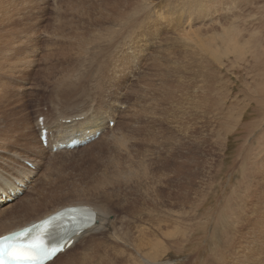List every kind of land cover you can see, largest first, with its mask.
Segmentation results:
<instances>
[{"label":"rangeland","instance_id":"obj_1","mask_svg":"<svg viewBox=\"0 0 264 264\" xmlns=\"http://www.w3.org/2000/svg\"><path fill=\"white\" fill-rule=\"evenodd\" d=\"M127 1H129V3ZM127 1H0V16L7 15L6 17H13V21L9 23H12V25H9V28L13 30L11 34L12 36L16 35L18 41H23L24 47L20 50L22 54H18V56H23V54L26 55V58L22 57L18 59L19 64L16 67L19 69L17 68L15 70L14 68L6 67L3 70L6 75L2 72L1 74L3 77L0 76V78H2L0 81L5 83L4 86L0 85V95L2 94L0 96V101L2 102H0V143H2L0 144V154L2 157L6 158L7 154H3L1 152L2 149H13L17 150L19 155L27 154L40 161L42 171L44 169L47 171L49 165L52 166V170L49 171L48 176L43 177L38 175L37 180L36 177H33L25 183L16 201H14L17 203L27 194L32 203V207L30 208L35 209V211H30L31 214L26 216L25 214L28 207H23L21 212L14 216L15 221H12L13 216L6 215L3 217L4 223L0 222V230H2L4 226L8 227V225H4L6 221H12L11 225H16L39 213L51 210L57 205L84 200L99 205L104 212L107 214L109 213L108 216L111 221V227H108V230L90 233L72 253L73 257V255H79L87 248H91V252L88 251V249L86 253L89 261L91 263L94 262L93 264H100V258L103 261H108L109 258L110 261H108L109 263L107 264H115L116 262V264H119V261H124L122 259L124 257L126 260L127 256H132L135 259L130 262L127 261L126 264H134L141 260L140 256L148 252L149 254L152 253L150 254L152 256L158 255L157 260L159 262L161 261V263L171 261L178 263L180 261L179 257L181 261L182 259H184V262L189 261L192 257L185 256L193 253V264H205L206 262L210 264L213 262H211V259L214 258L217 260L216 258L218 255L215 254V249H217V252L219 250H224L222 253L226 257L241 256L240 258H244L249 255L251 250L255 252L256 256H264V249L260 248L259 245L256 246L255 243H251L254 238L252 237L253 234L255 235V232L258 231L256 230L254 232L252 225L259 219V212L264 210V0ZM149 1L153 4L151 2L149 3ZM154 3L157 6L154 5ZM142 4L144 5L142 6ZM150 4L154 6L148 8ZM137 5L140 8H137ZM141 7L145 13H150L151 17L150 15L149 17L148 15H144L145 13L141 10ZM143 7H145V10ZM133 10L135 12L138 10L141 11L140 13L138 11L134 14ZM175 10L178 11L176 12ZM151 11H155L153 13L154 16ZM141 12H143L142 14L145 19L141 16ZM222 12L225 13L223 14ZM156 16L160 18L158 19ZM125 17H127L126 22L128 26L124 20ZM116 18H119L121 21L119 20V24H112V20ZM156 20H158V22ZM181 20H183V22ZM145 21L146 23H144ZM215 21H219L218 23L220 24ZM220 21L223 24H221ZM80 22H82V24ZM183 23L187 25L183 26ZM178 25L182 26L178 27ZM173 26L178 28L181 27V29L185 27V30L182 29L184 31L181 33V29L175 31L176 28ZM124 27L128 28V30L125 28V31ZM110 29L117 33L121 32L120 34H116H122V37L125 38L129 36L130 32L133 33H130L131 37L137 34L136 36L149 35V39L156 38V41H154L155 44L147 48L142 56L131 53L129 58L125 59L126 67L130 68L131 72L128 75H123V77H126L124 81L127 83L126 85H128L126 90L129 87L132 91H136L133 95H127V101L133 104L136 102L134 105L143 103L147 106L139 108V114L137 115L139 117L132 120V129L130 130H133V133L138 136L135 140H138L137 138L142 136V139H147V141L150 139V142H143L145 140H141L139 143H135L137 145L131 148L133 150H131L132 160L133 163L135 162L132 165L126 162L124 151L128 146L123 144H118L120 147L118 145H116L117 147L114 145H112L113 147L111 146V148H116L117 150L115 149L113 152L114 162L111 161L108 164L107 162L97 163L92 159L93 157L91 154L97 153L100 149L86 147L89 144L58 153L54 150L53 153H51L47 149V146H44L47 152H40L37 146L39 142L35 141L33 136L30 137L29 131L26 129L32 127L36 135L38 134V129L35 127L38 116H43L38 119L43 125L45 120L49 125L54 123L55 126L58 121L56 115V112L59 111L58 108L61 110L65 109L61 101L51 96L52 88L51 86L47 88L49 84L47 83L46 77L43 76L46 63H58V60L56 57L55 60L53 59L50 61H45V59L48 55L52 53L58 54L61 51L68 56L67 58L69 61L73 62L72 64L76 62V64L84 65L86 61L88 62V60L92 58H89L88 54L84 56L83 53V55L79 53L77 50L78 43H76L78 39L75 36H82L79 37V40L80 38L86 37L87 40L91 41V38L96 37V35L99 36L100 34L104 35L106 34L105 32ZM140 29L142 30L141 33ZM225 31L229 32L230 36L233 35V33L241 34L243 37L241 38L242 41L234 37L232 38L234 45L231 38H229L226 45L224 43L221 44L220 37L225 34ZM91 32H94L92 36ZM179 32L181 35L184 34L185 37L182 38L181 35L178 34ZM11 34L8 36H11ZM28 34H31L30 36H32L34 41L31 37H28ZM188 34L191 35L193 40L197 39L198 44L192 42V40H187L186 36L188 37ZM159 35H161V39ZM165 35L166 39L164 40ZM69 37L71 39H69ZM27 39H30L28 40L29 42H27ZM71 40L73 41L71 42ZM120 40L124 39L120 38ZM174 41H178L180 45L178 46V42L175 43ZM166 43H169L170 49H166L169 48ZM68 44L71 47L68 46ZM153 46L155 49H153ZM91 47H93V44L90 45V48ZM156 48L159 51H157ZM156 51L161 54L158 55ZM152 52L157 54L155 56L157 59H154L155 57ZM109 57L110 56L106 58L107 61L112 59H109ZM106 60L105 62H107ZM62 62L64 63V67L67 68L68 65L65 64V61L59 63ZM70 67H68L67 70H69ZM147 68L149 69L147 70ZM183 68H185L186 71ZM78 69L77 67L75 70H69L74 71L76 74V77L74 73L71 74L73 77L72 82L75 80V84L78 83L80 79L79 74L82 73V71H78ZM18 72H20V74ZM150 72L152 74H150ZM7 74H9V76ZM10 75L12 77H10ZM54 76L53 74L51 78ZM161 77L164 82H166L165 84L162 83ZM138 80L141 81V84L140 81L136 84ZM169 81L171 83H169ZM34 85L36 86L35 89ZM45 87L47 89H44ZM141 87L142 89L146 87L151 91L152 98L154 99L151 101L150 105V98L148 96H144L142 99L140 98L139 89H141ZM6 91H8V93ZM175 91L176 93L174 94ZM117 92L119 93L118 90ZM110 95L115 96L113 94ZM1 98H3V100ZM89 104H91V102L87 101L86 104L83 106L81 105L80 108H86ZM127 107L128 103L122 106L120 110L121 116L123 112L127 111ZM20 122L25 124H21ZM26 124L30 125L25 127ZM113 126L114 124L111 123L110 127L113 128ZM160 130L164 131L161 132ZM100 135L101 133H97L95 135L96 139ZM166 135L169 138L166 137ZM20 138L25 140H21ZM156 138L158 144L155 141ZM170 142L172 143L170 144ZM178 143L180 146L179 155L177 156L178 163H182L181 165L184 166V173L181 177L174 173L176 167L171 165L167 167L166 162H164L165 158L171 162L173 161L178 150ZM5 144H8V146ZM1 145L4 147H1ZM81 150L86 152L83 153ZM101 152L107 157L112 156V151L109 153V150L102 149ZM143 152H147L146 157H141ZM120 156L121 158H119ZM113 157L110 158L113 159ZM147 157H149L148 159L150 161L146 159ZM5 158L3 159L5 160ZM139 158L143 159L140 160ZM144 159L147 160L146 163L143 161ZM115 161L117 164L113 165ZM137 161L138 164L145 163L147 167L145 166L144 168L147 170L148 176L144 175L146 170L141 168L144 164L137 166ZM140 161H143V163ZM2 163H0V169L9 170L8 166H10V164L6 163L7 166H5V161ZM18 163L24 165L26 168L28 167L36 170V167H33L28 161L22 158H20ZM75 164L77 165L75 166ZM69 165L71 166L69 167ZM135 166L138 167V170L133 169ZM153 167L155 169H153ZM130 168L132 171L127 173ZM118 170H122L120 172H122L123 175L117 173ZM172 170H174L173 175L171 172ZM142 172L145 173L143 174ZM114 173L117 175L113 176L112 174ZM124 173L128 174V176H125L126 174ZM163 174L165 176H163ZM9 175L10 174L7 172L4 173V176ZM160 175L162 176V178H160V180L162 179L160 181L161 183H159ZM111 177L114 179H111ZM130 177L132 178L130 179ZM100 178L101 180H99ZM126 179L128 181L130 180V182ZM175 180L177 183H175ZM113 185H117V188ZM180 186L184 188L181 190L182 205L180 219H182L181 221L179 220L178 224H174V211L177 206L175 207L176 202L172 198V195L175 194L176 188ZM122 188L124 191H120ZM150 188L151 190L149 191L148 189ZM153 188L156 189L153 190ZM113 192L115 195L112 194ZM119 196H121V198ZM258 198L259 201L257 202L256 200H258ZM144 199L146 200V205L142 203ZM121 201L126 203L125 206L127 207L123 206ZM14 202H12L11 205ZM23 210H25V213L22 212ZM97 212L99 213L98 210ZM181 213H183L182 216ZM243 214L244 216L247 215L248 220L246 219L244 221ZM223 216L225 219L221 222L220 219L223 218ZM217 218L218 221H216ZM240 218L241 221L239 220ZM166 229L169 230L167 231ZM178 230H180V232ZM163 231L166 232L168 236H166L165 233L163 234ZM159 232H161V234ZM174 233H176L175 237L172 235ZM99 236L101 238H99ZM180 236L182 237L180 238ZM149 238L150 240H148ZM172 239H178L182 243V245L180 244L178 252L175 250H168L164 247V245L173 242ZM227 242H231V247L228 249H226L228 247ZM154 243H162L163 245L161 250L158 251V254L155 252L154 246L151 245ZM144 244L151 248H148ZM214 244L220 245L216 246ZM174 253H176L178 257ZM231 260L232 259L228 260L224 264H232L229 263ZM212 264L219 263L213 262Z\"/></svg>","mask_w":264,"mask_h":264},{"label":"bare ground","instance_id":"obj_2","mask_svg":"<svg viewBox=\"0 0 264 264\" xmlns=\"http://www.w3.org/2000/svg\"><path fill=\"white\" fill-rule=\"evenodd\" d=\"M1 1V0H0ZM127 1V0H126ZM132 1V0H131ZM143 1V0H142ZM147 1V0H146ZM152 1V0H151ZM149 1V3L151 2ZM170 1V0H169ZM174 1V0H173ZM186 1V0H184ZM107 2V1H105ZM125 2V0H124ZM129 3V1H127ZM135 2V0H134ZM145 2V0H144ZM152 2H156V1H152ZM151 2V3H152ZM171 2V1H170ZM178 2V1H177ZM183 2V1H182ZM226 2V1H225ZM158 3V2H157ZM138 4V3H137ZM145 4V3H144ZM142 4V6L144 5ZM153 4V3H152ZM150 4L148 8H151L152 6L156 5L154 3V5ZM159 4V3H158ZM182 4V3H181ZM207 4V3H206ZM8 5V4H7ZM122 5V4H121ZM147 5V4H146ZM187 5V4H186ZM227 5V4H226ZM138 6V5H137ZM136 6V7H137ZM148 6V5H147ZM151 6V7H150ZM157 6V5H156ZM159 6V5H158ZM176 6V5H175ZM8 7V6H7ZM12 7V6H11ZM108 7V6H106ZM224 7V6H222ZM227 7V6H226ZM2 8V7H1ZM118 8V7H117ZM137 8H140L139 6ZM144 10H145V7H143ZM169 8V7H168ZM171 8V7H170ZM209 8V7H208ZM232 8V7H231ZM237 8V7H236ZM11 9V8H10ZM107 9V8H106ZM134 9V8H133ZM136 9V8H135ZM173 9V8H172ZM171 9V10H172ZM141 10H142V7H141ZM141 10H138L139 13ZM228 10V9H227ZM230 10V9H229ZM137 11V12H138ZM143 11V10H142ZM150 11V10H149ZM148 11V12H149ZM157 11V10H156ZM173 11V10H172ZM176 11V10H175ZM178 11V10H177ZM176 11V12H177ZM134 14L137 13L133 10ZM145 13V11H143ZM141 12V14L143 13ZM152 12V15L154 16V12ZM180 12V11H179ZM209 12V11H208ZM172 13V12H171ZM183 13V12H182ZM223 13V12H222ZM225 13V12H224ZM223 13V14H224ZM6 14V13H5ZM141 14H138V15H141ZM163 14V12H162ZM174 14V13H173ZM137 15V16H138ZM144 15H150V13H145ZM161 15V14H160ZM171 15V14H170ZM178 15V14H177ZM181 15V14H179ZM207 15V14H206ZM7 16V15H6ZM6 16H0V76H2V72L3 70L6 68V67H9V68H14L15 70L18 68L16 67L19 62H18V59L22 58V57H25L26 55L23 54V56H18V54H22L20 52L21 48H23V41L17 39V36L16 35H13L12 36V32L13 30L10 29L9 25H12L9 24L11 21H13V17H6ZM143 16V14L141 15ZM165 16V14H164ZM2 17V18H1ZM136 17V16H135ZM140 17V16H139ZM151 17V15H150ZM157 17V16H156ZM155 17V19H156ZM163 17V16H161ZM213 17V16H212ZM224 17V16H223ZM121 18V17H120ZM126 18H124L125 22H126ZM134 18V17H133ZM143 18L145 19V17L143 16ZM158 18V17H157ZM160 18V17H159ZM158 18V19H159ZM171 18H172V15H171ZM174 18V17H173ZM177 18V17H176ZM175 18V19H176ZM180 18V17H179ZM183 18V17H182ZM90 19V18H89ZM122 19V18H121ZM137 19V18H136ZM139 19V18H138ZM148 19V18H147ZM153 19V18H152ZM167 19V18H166ZM165 19V20H166ZM181 19V18H180ZM224 19V18H223ZM94 20V19H93ZM119 18H116V19H113L112 20V24H116L119 22ZM123 20V19H122ZM133 20V19H131ZM162 20V19H161ZM178 20V19H177ZM220 20V19H219ZM69 21V20H68ZM89 21V20H88ZM121 21V20H120ZM135 21V20H133ZM138 21V20H137ZM140 21V19H139ZM142 21V19H141ZM150 21H151V18H150ZM153 21V20H152ZM155 21V20H154ZM158 22V20H156ZM160 21V20H159ZM173 21V20H172ZM171 21V22H172ZM183 22V20H181ZM65 22V21H64ZM87 22V21H85ZM132 22V21H131ZM180 22V20H179ZM216 22V21H215ZM219 22V21H218ZM216 22V23H218ZM221 22V21H220ZM237 22V21H236ZM82 24V22H80ZM92 23V21H91ZM123 23V22H122ZM130 23V22H129ZM136 23V22H135ZM143 23V21H142ZM146 23V21L144 22ZM148 23V22H147ZM151 23V22H150ZM154 23V22H153ZM181 23V22H180ZM255 23V22H254ZM8 24V25H7ZM67 24V23H66ZM72 24V23H70ZM119 24V23H118ZM127 26H128V23L126 22ZM125 24V25H126ZM134 24V23H133ZM140 24V22H139ZM170 24V23H169ZM168 24V25H169ZM173 24V23H172ZM178 24V23H177ZM220 24V23H218ZM221 24H223L221 22ZM230 24V23H229ZM77 25V24H76ZM131 25V24H130ZM141 25V24H140ZM149 25V24H148ZM151 25V24H150ZM176 25V23H175ZM185 24L183 23V26ZM187 25V24H186ZM185 25V26H186ZM227 25V24H226ZM225 25V26H226ZM13 26H14V23H13ZM12 26V27H13ZM67 26V25H66ZM126 26V27H127ZM147 26V25H146ZM156 26V25H155ZM171 26V25H170ZM179 26H182V25H178ZM215 26V25H214ZM222 26V25H220ZM230 26V25H229ZM15 27V26H14ZM123 27V26H122ZM124 27V29L126 28ZM132 27V26H131ZM130 27V28H131ZM142 27V26H141ZM166 27V26H165ZM174 27V26H173ZM178 27H174L176 28L175 31H178L181 29L178 28ZM190 27V26H189ZM234 27V26H233ZM63 28V27H62ZM69 28V27H68ZM75 28V27H74ZM129 28V29H130ZM169 28V27H168ZM185 28V27H184ZM182 28V29H184ZM187 28V27H186ZM232 28V27H231ZM65 29V28H64ZM70 29V28H69ZM108 29V28H107ZM116 29V28H115ZM121 29V28H120ZM128 30V28H126ZM125 29V31H126ZM138 29V28H136ZM146 29V28H145ZM150 29V27H149ZM172 29V28H171ZM178 29V30H177ZM181 29V33L182 30ZM221 29V27H220ZM235 29V28H234ZM74 30V29H73ZM77 30V29H76ZM92 30V29H91ZM123 30V29H122ZM174 30V29H172ZM222 30V29H221ZM236 30V29H235ZM96 31V30H95ZM94 31V32H95ZM121 31V30H120ZM135 31V30H133ZM132 31V32H133ZM137 31V30H136ZM141 29H140V33H141ZM239 31V29H238ZM94 32H91V36H92V33ZM97 32V31H96ZM101 32V30H100ZM119 32V31H118ZM146 32V31H145ZM161 32V31H160ZM167 32V31H165ZM171 32V31H170ZM193 32V31H192ZM225 31V34L223 36L220 37V41H221V44H227L229 38H231V41H232V38L234 37H237L239 40H241L242 35L241 34H234L233 35H229V32ZM234 32V31H233ZM102 33V32H101ZM106 34L100 36H97L96 37H93L91 38V41L90 40H87V38L83 37V38H80L79 40V37H82V36H77L76 33H75V37H77L78 41H76L77 44V50L79 51L80 54H88L89 55V58H92V59H89L88 62L86 61V65H82V64H76V62L74 64H72L73 62L69 61L68 60V56L65 54V53H62L60 51V53L58 54H55V53H52L50 55H48V57L45 59V61L47 60H55V57L56 59L58 60V63H54V62H50V63H46V68L44 69V72H43V76L46 77V80L48 81L47 84L49 88L51 86L52 90H51V96L52 97H55L57 98L59 101H61V103H63L64 105V108L63 110H61L60 108L59 111L56 112V115H57V118H58V121H57V124L54 126V123H52L51 125H49L45 120H44V130L47 131V149L53 153V150L54 148L56 149V153L58 152H61V151H68L69 149H62L60 148V145H68L69 143H71L72 141H74L75 139L76 140H79V141H85L86 144L83 145V146H86L88 148H98L100 149V151H98L97 153H94V154H91V157L95 162L97 163H104V162H107L110 163L111 161L114 160V157H113V152L115 151L116 148H111L112 145L116 146L118 144L120 145H125V146H128V148L124 151V157L126 159V162L130 165L134 164L133 163V157H132V154H131V148L134 147L135 143H139V141H143V142H150V139L147 141V139H142V136L140 138H137L138 140H135L136 137H138L135 133H133V130L131 131L130 129H132V120L133 119H137L139 116H137L139 114V108H143V107H147L146 104H139V105H134L132 102H128L127 101V95L128 94H131L133 95V93H136V91H132V89H130L128 87V89L126 90L127 86L126 85L127 83L124 81V79L126 78L125 76L123 77V75H128L130 74V68L126 67V58L128 59L129 58V55L132 53V54H139V55H143L146 51L147 48H150L154 43V41H156V38H152V39H149V35H140V36H132L130 35L129 33V36L127 38L125 37H122V34L121 35H117V34H120V33H117L113 30H107V32H105ZM117 33V34H116ZM125 34H127L126 32H124ZM123 33V34H124ZM168 33V32H167ZM166 33V34H167ZM173 33V32H172ZM9 34H11V36H8ZM133 34V33H131ZM144 34V33H143ZM164 34V33H163ZM176 34V33H175ZM179 35L180 32L178 33ZM29 35V34H28ZM31 35V34H30ZM28 36V37H31L32 36ZM80 35V34H79ZM128 35V34H127ZM126 35V36H127ZM162 35V34H161ZM161 35L160 36V39H161ZM189 35V34H188ZM241 35V36H240ZM158 36V37H159ZM170 36V35H169ZM168 36V37H169ZM27 37V38H28ZM74 37V35H73ZM74 37V38H75ZM177 37V36H176ZM182 38H184V34L181 35ZM120 38L124 39V40H120ZM164 38V37H163ZM162 38V40H163ZM170 38V37H169ZM33 39V38H32ZM69 39H71L69 37ZM93 39V40H92ZM166 39V35H165V38L164 40ZM186 39L187 40H192V42H195L196 44H198V40L195 39L193 40V38L191 37V35H189L188 37L186 36ZM28 40L30 39H27V42H29ZM120 40V41H118ZM34 41V39H33ZM32 41V42H33ZM73 40H71L72 42ZM173 41V40H172ZM171 41V42H172ZM219 41V42H220ZM229 41V42H231ZM236 41V40H235ZM238 41V40H237ZM242 41V40H241ZM75 42V41H74ZM175 42V41H174ZM178 42V41H177ZM175 42V43H177ZM187 42V41H186ZM233 42V41H232ZM231 42V43H232ZM157 43H158V40H157ZM160 43V42H159ZM236 43V42H235ZM33 44V43H32ZM73 44V43H72ZM93 44V47L90 48V45ZM148 44V45H147ZM165 44V43H164ZM167 44V43H166ZM169 44V43H168ZM167 44V45H168ZM238 44V43H237ZM236 44V45H237ZM26 45H30V44H26ZM179 42H178V46H179ZM182 45V44H181ZM232 45V44H231ZM233 45H234V42H233ZM68 46H70L68 44ZM169 46V45H168ZM172 46V45H171ZM174 46V45H173ZM177 46V45H176ZM240 46V45H239ZM71 47V46H70ZM234 47V46H233ZM75 48V47H74ZM95 48V49H94ZM164 48V47H163ZM176 48V47H175ZM182 48V47H180ZM55 49V48H54ZM72 49V48H71ZM153 49L154 46H153ZM166 49H170V46L169 48H166ZM235 49V48H234ZM243 49V48H242ZM56 50V49H55ZM157 50V48H156ZM174 50V49H173ZM172 50V51H173ZM249 50V49H248ZM28 51V50H27ZM74 51V50H72ZM159 51V50H157ZM156 51V53H158ZM163 51V50H162ZM239 51V50H238ZM39 52V51H38ZM32 53V52H31ZM36 53V52H35ZM153 54L155 52H152ZM77 54V53H76ZM82 54V55H83ZM161 54L160 52L158 53V55ZM168 54V53H167ZM152 55V54H151ZM157 54H154V57L156 56ZM109 57L112 58L110 59L109 61L106 60V58ZM162 56V55H161ZM171 56V55H170ZM83 57V56H81ZM158 57V56H157ZM26 58V57H25ZM143 58V57H142ZM147 58V57H146ZM152 59V57H151ZM154 59H157L156 57ZM105 60L107 62H105ZM147 60V59H146ZM61 61H65V64H67V68H69V70H75V68H79L78 71H82V73L79 74V81L78 83H74L75 80L72 82V73H74V71H69L67 70V68L64 67V63H59ZM153 61V60H152ZM157 61V60H156ZM154 62V61H153ZM162 62V61H160ZM159 63V61H158ZM27 64V63H26ZM72 64V65H71ZM146 64V63H145ZM45 65V64H44ZM168 65V64H166ZM132 66V65H131ZM172 66V65H171ZM26 67V66H25ZM144 67V66H143ZM235 67V66H234ZM81 68V69H80ZM178 68V67H177ZM19 69V68H18ZM27 69V68H25ZM143 69V68H142ZM149 68H147L148 70ZM185 69V68H183ZM77 70V69H76ZM144 70V69H143ZM57 71V72H56ZM62 71V72H60ZM186 71V69H185ZM11 72V71H10ZM41 72V74H42ZM77 72V71H75ZM184 72V71H183ZM7 73V72H6ZM20 74V72H18ZM144 73V72H143ZM4 74V72H3ZM55 75L54 77L51 78L52 75ZM75 74V73H74ZM146 74V73H145ZM150 74H152L150 72ZM6 75V74H4ZM9 76V74H7ZM13 75V74H12ZM16 75V74H14ZM142 75V74H141ZM78 76V75H77ZM143 76V75H142ZM145 76V75H144ZM10 77H12L10 75ZM19 77V76H17ZM75 77H76V74H75ZM154 77V76H153ZM15 78V77H14ZM13 78V79H14ZM51 78V80H50ZM146 78V76H145ZM162 79V83L165 84L166 82H164L163 78L161 77ZM0 80H2V78H0ZM12 80V78H11ZM16 80V79H15ZM13 81V80H12ZM11 81V82H12ZM26 81V80H25ZM140 80H138V82L136 84L139 83ZM148 81V80H147ZM158 81V80H157ZM145 82V81H144ZM9 83V82H8ZM147 83V82H146ZM161 83V84H162ZM169 83H171L169 81ZM11 84V83H10ZM33 84V83H32ZM35 84H36V81H35ZM38 84V83H37ZM124 84V85H122ZM140 84H141V81H140ZM143 84V83H142ZM0 85H5V83L1 82L0 81ZM12 85V84H11ZM25 85V84H23ZM130 85V84H129ZM134 85V84H133ZM153 85V84H152ZM156 85V84H155ZM29 86V85H28ZM139 86V85H137ZM142 86V85H141ZM170 86V85H169ZM9 87V85H8ZM11 87V86H10ZM38 87V85H37ZM132 87V86H131ZM140 87V86H139ZM144 87V85H143ZM160 87V86H159ZM178 87V86H177ZM31 88V87H30ZM36 88V86L34 85V89ZM46 87L44 89H47ZM150 88V87H149ZM176 88V87H175ZM1 89V88H0ZM8 89V88H7ZM18 89V88H17ZM20 89V88H19ZM33 89V87H32ZM40 89V88H39ZM137 89V88H136ZM157 89V88H156ZM38 90V89H37ZM117 90L119 91V93L117 92ZM141 90V91H140ZM158 90V89H157ZM156 90V91H157ZM177 90V89H176ZM29 91V90H28ZM36 91V90H35ZM114 93H113V92ZM138 91V89H137ZM155 91V92H156ZM172 91V90H171ZM8 93V91H6ZM22 92V91H21ZM47 92V91H46ZM128 92V93H127ZM1 93V92H0ZM3 93V92H2ZM12 93V92H11ZM10 93V95H11ZM113 94L115 96H111L110 94ZM153 93V92H152ZM163 93V92H162ZM176 93V91L174 92V94ZM139 94H140V98L142 99L144 96H148L150 98V101H149V105L151 103V101L154 99L152 98V94H151V91H149V89H147L145 87V89H139ZM155 94V93H154ZM165 94V93H164ZM2 95V94H1ZM0 95V96H1ZM9 95V94H8ZM178 95V94H177ZM23 96V95H22ZM136 96V95H135ZM159 96V95H158ZM16 97V96H15ZM20 97V96H19ZM24 97V96H23ZM39 97V96H37ZM36 97V98H37ZM51 98V97H50ZM3 100V98H1ZM38 99V98H37ZM131 99V98H130ZM129 99V100H130ZM43 100V99H42ZM176 100V99H175ZM20 101V100H19ZM87 101H90L91 104H89L88 107L86 108H80V106L82 105H85ZM142 101V100H141ZM171 101V100H170ZM180 101V100H179ZM1 102V101H0ZM18 102V101H17ZM57 102V100H56ZM2 103V102H1ZM21 103V102H20ZM38 103V101H37ZM125 103H128V107H127V111L123 112L122 116H121V109H122V106L125 104ZM174 103V102H173ZM5 108V107H4ZM17 108V107H16ZM15 109V108H14ZM20 110V109H19ZM161 110V109H160ZM6 111V110H5ZM12 111V110H11ZM164 112V111H163ZM21 113V112H20ZM6 115V114H5ZM10 115V114H9ZM16 115V114H14ZM13 115V116H14ZM8 116V114H7ZM42 118L43 116H38L37 119H36V124H35V127H37L36 129H38V134L36 135V133L34 132L33 128L32 127H28V130L29 131V135L30 137L33 136L34 140L39 142V144L37 145L38 146V149L40 152L42 153H46V148H44V144L42 143V141L40 140V137H41V128H40V124L41 122L38 121L39 118ZM4 118V117H3ZM9 118V117H8ZM11 118V117H10ZM22 118V117H21ZM6 119V118H5ZM1 120V119H0ZM9 120V119H8ZM21 120V119H19ZM23 120V118H22ZM21 124H25V123H22L20 122ZM31 123V122H30ZM113 123L114 126L113 128L110 127V124ZM27 125H30V124H26L25 127H27ZM23 128V127H22ZM58 128V130H57ZM35 129V130H36ZM61 129V130H60ZM136 130V129H135ZM161 131V130H160ZM164 130H162L161 132H163ZM7 132V131H6ZM11 132V131H10ZM160 132V133H161ZM97 133H101V135L96 139V134ZM137 133H138V130H137ZM147 133V132H146ZM156 133V132H155ZM9 134V133H8ZM12 134V133H11ZM139 134V133H138ZM162 134V133H161ZM160 134V135H161ZM19 135V134H18ZM146 135V134H145ZM12 136V135H11ZM149 136V135H148ZM146 136V137H148ZM20 137V136H19ZM145 137V138H146ZM166 137H168L166 135ZM12 138V137H11ZM144 138V137H143ZM162 138V137H161ZM169 138V137H168ZM21 139V138H20ZM8 140H11V139H8ZM21 140H25V139H21ZM177 140V139H176ZM16 141V140H15ZM29 141V140H28ZM155 141L157 142V138L155 139ZM154 141V143H155ZM13 142V141H12ZM19 142V141H18ZM153 142V141H152ZM161 142V141H160ZM26 143V142H25ZM168 143V142H167ZM172 142H170L171 144ZM2 144V143H0ZM9 144V143H8ZM8 144H5L8 146ZM158 144V142H157ZM4 145V144H3ZM1 145V147L3 146ZM166 145V143H165ZM14 146V145H13ZM119 146V145H118ZM146 146V145H145ZM167 146V145H166ZM164 146V147H166ZM173 146V145H172ZM4 147V146H3ZM10 147V146H9ZM15 147V146H14ZM113 147V146H112ZM117 147V146H116ZM120 147V146H119ZM178 147V150L173 158V161H169V160H166V158L164 159V162H166L167 164V167H169V165L171 166H174L176 167L175 168V171L172 170V175H173V171L174 173L177 175V176H182L183 173H184V166H182L181 164L182 163H178V155H179V143L177 145ZM29 148V146H28ZM123 148V147H122ZM138 148V147H137ZM143 148V147H142ZM146 148V147H145ZM153 148V147H152ZM159 148V147H158ZM10 149V148H9ZM18 149V148H16ZM33 149V148H32ZM102 149H106V150H109V153L110 151H112V156L110 157H113L110 158V157H107L105 156L104 154H102L101 150ZM119 149V148H118ZM136 149V148H135ZM171 149V148H170ZM84 150V149H83ZM117 150V149H116ZM152 150V149H151ZM175 150V149H174ZM19 151V150H18ZM23 151V150H22ZM36 151V150H35ZM82 151V150H81ZM80 151V152H81ZM88 151V150H87ZM105 151V150H104ZM133 151V150H132ZM144 151V150H143ZM172 151V150H170ZM3 154H7V157H2V155L0 154V161H5V166H7L6 163H9L10 166H8V169L9 170H1L0 169V222L1 223H4L3 222V217H5L6 215H11L13 216V220L12 221H15L14 219V216L18 213L21 212V209H23V207H28V209L26 210V216H29L31 214L30 211H35V209H31L30 207H32V203H31V199L28 197L27 194H25L23 196V198H21L17 203H15L14 201H16L17 199V196L19 194V192L22 191V187L25 186V183H27L31 178L33 177H36V180H37V176L40 175V176H43V177H46L48 176L49 174V171L52 170V166L49 165V168L47 171H45V169L42 171L41 169V162L34 159L33 157H30L29 155H19L17 150H8V149H2L1 151ZM20 152V151H19ZM24 152V151H23ZM26 152V151H25ZM31 152V151H29ZM39 152V153H40ZM77 152V151H76ZM83 152V151H82ZM86 152V151H85ZM83 152V153H85ZM119 152V150H118ZM138 152V151H137ZM158 152V151H157ZM161 152V151H160ZM21 153V152H20ZM108 153V152H107ZM117 153V152H116ZM120 153V152H119ZM139 153V152H138ZM136 153V154H138ZM170 153V152H169ZM173 153V152H172ZM31 154V153H30ZM69 154V153H68ZM88 154V153H87ZM115 154V153H114ZM171 154V153H170ZM33 155V154H32ZM36 155L38 156V154L36 153ZM119 155V154H118ZM152 155V154H150ZM168 155V153H167ZM35 156V155H33ZM85 156V155H84ZM138 156V155H136ZM140 156V155H139ZM146 157L147 156V152H143V155L141 157ZM140 157V158H141ZM166 157V156H165ZM5 158V160L3 159ZM20 158L26 160L29 162L30 165H32L33 167H36V170L34 169H30V168H26L24 165L18 163L20 161ZM81 158V157H80ZM121 158V156L119 157ZM139 158V159H140ZM149 157H147L146 159H148ZM151 158V157H150ZM182 158V157H181ZM138 159V160H139ZM143 159V158H142ZM140 159V160H142ZM163 159V158H162ZM82 160V159H81ZM119 160V159H118ZM129 160H132V161H129ZM149 160V159H148ZM177 160V161H175ZM79 161V160H78ZM135 161V160H134ZM145 163L147 160H143ZM143 161H140L143 163ZM150 161V160H149ZM163 161V160H162ZM175 161V162H174ZM0 162V163H2ZM46 162V160H45ZM94 162V163H95ZM114 162V161H113ZM112 162V163H113ZM125 162V164H126ZM78 163V162H76ZM120 163V162H119ZM144 164V166H140L141 168H144L146 165ZM4 164V163H2ZM74 164V163H73ZM116 161L115 163H113V165H116ZM137 166L139 165H143V164H138V161H137ZM77 164H75L76 166ZM81 165V164H80ZM112 165V164H111ZM110 165V166H111ZM122 165V164H121ZM162 165V164H161ZM3 166V165H2ZM14 166V167H13ZM71 165H69L70 167ZM113 167V166H112ZM136 167V166H135ZM133 168V169H136V168ZM147 167V166H146ZM17 168V169H16ZM71 169V168H69ZM93 169V168H92ZM112 169V168H110ZM145 169V168H144ZM153 169H155L153 167ZM161 169V168H160ZM172 169V168H171ZM41 170V171H40ZM65 170V169H64ZM67 170V168H66ZM96 170V169H95ZM143 170V169H142ZM146 170V169H145ZM143 170V171H145ZM100 171V170H99ZM104 171V170H103ZM107 171V170H106ZM122 171V170H120ZM118 170L117 173H121ZM125 171V170H124ZM132 171V169L130 168V170L127 172V173H130ZM153 171V170H152ZM9 173L10 175L9 176H4V173ZM146 172V173H145ZM143 174L144 175H147L148 172L147 170L145 171ZM71 173V172H70ZM101 173V172H100ZM108 173V172H106ZM116 173V172H115ZM112 174L113 176H116L117 174ZM133 173V172H132ZM141 173V174H142ZM76 174V173H75ZM103 174V172H102ZM120 174V175H121ZM126 174V173H124ZM155 174V173H154ZM123 175V174H122ZM135 175V174H134ZM133 175V176H134ZM140 175V174H139ZM149 175V174H148ZM147 175V176H148ZM153 175V174H152ZM95 176V175H94ZM99 176V175H98ZM125 176H128V174H126ZM131 176V175H130ZM138 176V175H137ZM136 176V177H137ZM163 176H165L163 174ZM175 176V175H174ZM100 177V176H99ZM98 177V178H99ZM159 177V176H158ZM105 178V177H104ZM120 178V177H119ZM126 178V177H124ZM132 177H130L131 179ZM160 178H162V176L160 175L159 177V183H161L160 181ZM176 178V177H174ZM183 178V177H182ZM41 179V178H40ZM49 179V178H48ZM47 179V180H48ZM52 179V178H51ZM111 179H114L113 177H111ZM128 179V177H127ZM126 179V180H127ZM158 179V178H157ZM180 179V178H179ZM101 180V178L99 179ZM133 180V179H132ZM33 181V180H32ZM128 181V180H127ZM157 181V180H155ZM176 181V180H175ZM174 181V182H175ZM39 182V181H38ZM41 182V181H40ZM124 182V181H123ZM130 182V180L128 181ZM153 182V181H152ZM158 182V181H157ZM112 183V182H111ZM126 183V182H125ZM177 183V181L175 182ZM264 183V182H263ZM37 184V183H36ZM114 184V183H113ZM129 184V183H128ZM182 184V183H180ZM125 185V184H124ZM263 185V184H262ZM99 186V185H98ZM103 186V185H102ZM111 186V185H110ZM114 186V185H113ZM123 186V184H122ZM144 186V185H142ZM157 186V185H156ZM178 186V185H177ZM81 187V186H80ZM114 187L117 188V185H115ZM119 187V186H118ZM128 187V186H127ZM145 187V186H144ZM104 189V188H103ZM111 189V187H110ZM119 189V188H118ZM127 189V188H126ZM156 189V188H153V190ZM184 188H182V186L176 188V192L175 194L172 195V198L175 200V211H174V221L173 223L174 224H178L179 223V220L181 221L180 219V210H181V199H182V194H181V190H183ZM260 189V188H259ZM123 188L120 190L122 191ZM149 191L151 190L148 189ZM108 191V190H107ZM115 191V190H114ZM117 191V190H116ZM124 191V190H123ZM147 191V190H145ZM158 191V190H157ZM84 192V191H83ZM91 192V191H90ZM110 192V191H109ZM108 192V193H109ZM33 193V192H32ZM121 193V192H120ZM126 193V192H125ZM124 193V195H125ZM152 193V192H151ZM93 194V193H91ZM102 194V193H101ZM107 194V193H106ZM114 194V192L112 193ZM118 194V193H117ZM116 194V196H117ZM127 194V193H126ZM165 194V193H164ZM115 195V194H114ZM113 195V196H114ZM120 195V194H118ZM88 196V195H87ZM104 196V195H103ZM109 196V195H108ZM112 196V195H111ZM115 196V198H116ZM259 196V195H258ZM261 196V195H260ZM90 197V196H89ZM105 197V196H104ZM121 198V196H119ZM125 197V196H124ZM41 198V197H40ZM114 198V199H115ZM118 198V197H117ZM118 198V199H120ZM128 198V197H127ZM90 199V198H89ZM52 200V199H51ZM125 200H128V199H125ZM124 200V201H125ZM114 201V200H113ZM257 202L259 201V198L258 200H256ZM14 202L12 205L11 203ZM129 202V201H128ZM109 203V201H108ZM123 203V206H125L126 203L122 202ZM143 204L146 205V200L144 199V202H142ZM263 203V202H261ZM112 204V203H111ZM119 204V203H118ZM121 205V204H120ZM132 205V204H131ZM191 205V204H190ZM247 205V204H246ZM256 206H258L257 204H255ZM260 205V204H259ZM77 206H87V207H90L93 209V211L95 212V218H96V223L95 225L92 226L91 230H88V231H85L83 232L82 234L80 235H76L73 240H74V244L72 245V247H70L68 250H66L64 253H60L57 257L54 258L53 261L49 262L48 264H93L89 261L88 259V256H87V253H86V250L90 251L91 252V248H87L84 252L80 253L79 255H73L72 257V253L74 252V250L77 248V246L82 243V241L90 234V233H94L96 231H100V230H108V227H111V221L109 220V216L106 212L103 211V209H101V207L99 205H96V204H92L88 201H84V200H79V201H74V202H71V203H65V204H61V205H57L56 207H54L53 209L51 210H48V211H45L43 213H39L33 217H30L28 218L27 220L23 221V222H20L16 225H11V222H8L6 221L4 225H8V227L4 226V228L2 230H0L1 234H0V237L2 236H5L9 233H12L14 231H17V230H20V229H23L33 223H36V222H39L51 215H54L56 213H58L59 211L63 210V209H66V208H69V207H77ZM184 206V205H183ZM254 206V205H253ZM120 207V206H119ZM127 207V206H125ZM99 211V213L97 212V210ZM121 208V207H120ZM123 208V207H122ZM246 208V207H245ZM261 208V207H260ZM259 208V209H260ZM249 209V208H248ZM254 209V208H253ZM241 210V209H240ZM245 210V209H244ZM250 210V209H249ZM120 211V210H119ZM183 211V210H182ZM256 211V210H255ZM254 211V212H255ZM258 211V210H257ZM22 212L25 213V210H23ZM127 212V211H126ZM148 212V211H147ZM169 212V211H168ZM241 212V211H240ZM244 212V211H243ZM115 213V212H114ZM150 213V212H149ZM155 213V212H154ZM172 213V212H171ZM170 213V214H171ZM184 213V212H183ZM183 213H181V216L183 215ZM239 213V212H238ZM237 213V214H238ZM113 214V213H112ZM153 214V213H152ZM150 215V214H149ZM165 215V214H164ZM173 215V214H172ZM111 216V215H110ZM113 216V215H112ZM138 216V215H137ZM171 216V215H170ZM242 216V214H241ZM240 216V217H241ZM141 217V216H140ZM243 217H244V221L248 218H247V215L244 216L243 214ZM7 218V217H6ZM159 218V217H158ZM220 218V217H219ZM253 218V217H252ZM259 219L254 223V225H252V227L254 228V232L256 230H258L257 232H255L256 234L252 237H254L251 241V243H255V245H259L260 248H263L264 249V210H261L259 212ZM225 217L223 216V218L220 219V221H224ZM256 219V218H255ZM254 219V220H255ZM137 220V219H136ZM188 220V219H187ZM241 221V218L239 219ZM135 221V219H134ZM138 221V220H137ZM156 221V220H155ZM218 221V218L217 220ZM243 221V220H242ZM251 221V220H250ZM249 221V222H250ZM195 223V222H194ZM131 224V222H130ZM193 224V223H192ZM162 225V224H161ZM244 225V224H243ZM242 225V226H243ZM173 226V225H172ZM176 226V225H175ZM191 226V225H190ZM195 226V225H194ZM174 227V226H173ZM249 227V226H248ZM161 228V227H160ZM171 228V227H170ZM175 228V227H174ZM173 228V229H174ZM181 228V227H180ZM192 228V227H191ZM242 228V227H241ZM178 229V228H177ZM175 229V230H177ZM229 229V227H228ZM167 230V229H166ZM169 230V229H168ZM167 230V231H168ZM181 230V229H180ZM180 230H178L180 232ZM92 231V232H91ZM162 231V229H161ZM172 231V230H171ZM170 231V232H171ZM229 231V230H228ZM175 232V231H174ZM177 232V231H176ZM227 232V231H226ZM151 233V232H150ZM161 234V232H159ZM166 234V232L163 231V234ZM92 235V234H91ZM174 237L176 235V233L172 234ZM182 235V234H181ZM115 236V235H113ZM143 236V234H142ZM227 236V235H226ZM171 237V236H170ZM182 236H180L181 238ZM225 237V236H224ZM231 237V236H230ZM99 238H101L99 236ZM117 238V237H116ZM160 238V237H159ZM158 238V239H159ZM97 240V239H96ZM150 240V238L148 239ZM173 240V239H172ZM231 240V239H230ZM94 241V240H93ZM131 241V240H130ZM142 241V240H141ZM163 241V240H162ZM165 241V240H164ZM220 241V240H219ZM218 241V242H219ZM98 242V241H97ZM154 242V241H153ZM167 242H170V241H167ZM208 242V241H207ZM212 242V241H211ZM217 242V241H216ZM222 242V241H221ZM136 243V242H135ZM152 243V242H151ZM159 243V242H158ZM158 243H154V244H151L152 246H154V250L155 252H157L158 254V251L161 250V247H163L162 243L158 244ZM223 243V242H222ZM98 244V243H97ZM142 244V243H140ZM146 244V243H145ZM144 244V245H145ZM166 244V243H165ZM180 244L182 245V243L178 240V239H175L173 240V242L171 243H168L167 245H164V247L168 250H175L176 252L179 251V248H180ZM221 244V243H220ZM218 244V245H220ZM228 244V248L231 247V242H227ZM216 245V244H214ZM216 245V246H218ZM222 245V244H221ZM224 245V244H223ZM147 246V245H145ZM148 247V246H147ZM188 247V246H187ZM148 248H151V247H148ZM218 248V247H217ZM243 248V247H242ZM91 249V250H90ZM96 250V249H95ZM142 250V249H141ZM196 250V249H195ZM194 250V251H195ZM217 249H215L214 251L216 252L215 254H217V260H215L213 257V259H211V262H217L219 264H224L226 263L228 260L232 259L229 263H232V264H264V256H256L255 252L253 250L250 251L249 255L245 256L244 258H240L241 256L239 257H226L222 252L224 251H216ZM145 251V250H144ZM193 251V252H194ZM213 251V250H212ZM93 252V251H92ZM146 252V251H145ZM144 252V253H145ZM152 252V251H150ZM154 252V253H155ZM234 252V251H233ZM237 252V251H236ZM241 252V251H240ZM239 252V253H240ZM183 253V252H182ZM93 254V253H92ZM152 254V253H150ZM149 252L147 254H144L142 256H140L141 260L140 261H137L136 263L134 264H193V259L194 257L192 256V254H187L185 257H192L189 261H185L184 262V259H180L179 257V262L177 263H174V261H171V262H163L161 263V261L159 262L157 260L158 258V255L157 256H152L150 255ZM176 256L177 254L174 253ZM101 255V254H100ZM232 255V254H231ZM245 255V254H244ZM243 255V256H244ZM92 256V255H91ZM195 256V255H194ZM199 256V255H197ZM138 257V256H137ZM153 257V258H152ZM178 257V256H177ZM125 258V257H124ZM124 258H122L124 261H119V264H126L127 261H133V258L132 256H127V259L125 260ZM187 260V259H186ZM108 261L109 258H108ZM108 261H103L101 258H100V264H107L109 263ZM113 261V260H112ZM169 261V260H168ZM212 262V263H213ZM117 263V262H116ZM115 263V264H116ZM210 263V264H212ZM127 264H132V263H127ZM205 264H209V262H206Z\"/></svg>","mask_w":264,"mask_h":264},{"label":"snow or ice","instance_id":"obj_3","mask_svg":"<svg viewBox=\"0 0 264 264\" xmlns=\"http://www.w3.org/2000/svg\"><path fill=\"white\" fill-rule=\"evenodd\" d=\"M54 228L52 221H47L34 233L24 230L17 237L0 238V264H41L62 251V245L50 246L48 243Z\"/></svg>","mask_w":264,"mask_h":264}]
</instances>
